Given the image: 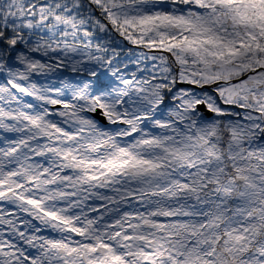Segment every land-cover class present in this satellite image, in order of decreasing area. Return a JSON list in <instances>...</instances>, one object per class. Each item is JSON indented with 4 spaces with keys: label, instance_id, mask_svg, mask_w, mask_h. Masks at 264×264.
Masks as SVG:
<instances>
[{
    "label": "snow or ice",
    "instance_id": "snow-or-ice-1",
    "mask_svg": "<svg viewBox=\"0 0 264 264\" xmlns=\"http://www.w3.org/2000/svg\"><path fill=\"white\" fill-rule=\"evenodd\" d=\"M0 264H264V0H0Z\"/></svg>",
    "mask_w": 264,
    "mask_h": 264
}]
</instances>
